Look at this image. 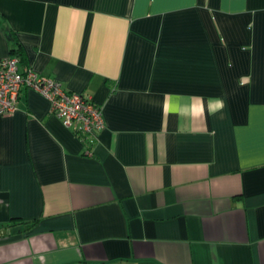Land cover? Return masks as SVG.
<instances>
[{"label": "crops", "instance_id": "0c3cea01", "mask_svg": "<svg viewBox=\"0 0 264 264\" xmlns=\"http://www.w3.org/2000/svg\"><path fill=\"white\" fill-rule=\"evenodd\" d=\"M17 49L104 129L0 117V264H264V0H0Z\"/></svg>", "mask_w": 264, "mask_h": 264}, {"label": "built area", "instance_id": "2783aa9c", "mask_svg": "<svg viewBox=\"0 0 264 264\" xmlns=\"http://www.w3.org/2000/svg\"><path fill=\"white\" fill-rule=\"evenodd\" d=\"M24 89L44 97L50 104V115L59 119L90 154L104 129V119L102 108L89 95L67 91L60 82L38 74L31 67H21L19 59L14 56L1 59L0 117L17 110Z\"/></svg>", "mask_w": 264, "mask_h": 264}, {"label": "trees", "instance_id": "16d2710c", "mask_svg": "<svg viewBox=\"0 0 264 264\" xmlns=\"http://www.w3.org/2000/svg\"><path fill=\"white\" fill-rule=\"evenodd\" d=\"M13 55L14 57H17L19 59V62L23 61V59L21 58V54H20V50L17 49V50H13Z\"/></svg>", "mask_w": 264, "mask_h": 264}, {"label": "bare ground", "instance_id": "6f19581e", "mask_svg": "<svg viewBox=\"0 0 264 264\" xmlns=\"http://www.w3.org/2000/svg\"><path fill=\"white\" fill-rule=\"evenodd\" d=\"M17 58V57H16ZM47 101V100H46Z\"/></svg>", "mask_w": 264, "mask_h": 264}]
</instances>
